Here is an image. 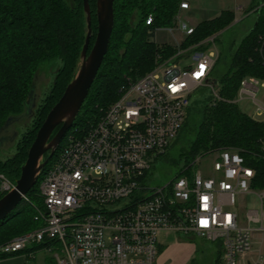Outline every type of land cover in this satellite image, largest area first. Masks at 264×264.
Listing matches in <instances>:
<instances>
[{
    "label": "built area",
    "instance_id": "built-area-1",
    "mask_svg": "<svg viewBox=\"0 0 264 264\" xmlns=\"http://www.w3.org/2000/svg\"><path fill=\"white\" fill-rule=\"evenodd\" d=\"M176 26L185 36L194 29ZM214 37L158 60L121 87L85 132L67 138L40 180L41 204L32 205L40 226L5 241L0 254L35 245L24 255L42 250L55 264H153L157 234L165 230L218 242L221 264H264V189L250 187L254 171L237 151L213 152L212 176L182 171L162 186L145 183L180 130L192 92L210 86L213 101L221 99L210 77L218 57ZM263 82L243 77L234 100L248 99L257 120H264L256 97ZM13 186L0 174V191Z\"/></svg>",
    "mask_w": 264,
    "mask_h": 264
},
{
    "label": "trees",
    "instance_id": "trees-1",
    "mask_svg": "<svg viewBox=\"0 0 264 264\" xmlns=\"http://www.w3.org/2000/svg\"><path fill=\"white\" fill-rule=\"evenodd\" d=\"M181 1L185 0H114V24L108 48L93 84L72 126L65 132L54 153L50 157L49 151L43 154L42 160L47 159V163L37 179L40 177L41 180L67 138L85 132L89 124L97 120L103 110L118 98L119 89L128 81L137 80L150 71L158 60L173 56L178 48L215 34L214 40L217 42V33L235 19L233 10H222L215 17L197 23L193 32L178 46L166 43L157 45L150 41L149 36L153 35L155 28L173 24ZM253 1L248 9L256 12L254 23L232 51L226 70L218 79H214L221 99L213 101L212 96H209L199 106H195L201 108V119L188 147L172 159V162L179 164L176 174L182 171L191 174L192 165L198 157L230 149L237 151L244 163L253 169L250 187L264 189V120L253 119L242 112L234 101L243 77L253 76L264 81V0H258L256 4ZM88 3L92 31L89 51L95 38L97 21L95 0H88ZM148 15L152 16L150 24L145 22ZM133 16L137 17L135 23H131ZM86 31L82 0H71V3L66 0H0V126L8 116L23 113L24 100L40 64L55 58L61 63L55 71L49 91L37 103L28 127L16 142L14 153L0 160V174L13 184L20 175V167L36 131L74 76ZM195 107L189 104L180 130L162 155L168 153L169 148L176 143ZM37 182L27 192V200L22 199V203L41 204L40 182ZM4 193L0 191V197ZM39 226L40 222L34 219V210L18 209L0 220V245ZM217 245L216 263L221 253L220 244ZM38 247L30 246L14 254ZM14 254H0V259ZM47 261L55 264L51 257Z\"/></svg>",
    "mask_w": 264,
    "mask_h": 264
},
{
    "label": "rangeland",
    "instance_id": "rangeland-1",
    "mask_svg": "<svg viewBox=\"0 0 264 264\" xmlns=\"http://www.w3.org/2000/svg\"><path fill=\"white\" fill-rule=\"evenodd\" d=\"M66 1L71 3V0ZM187 1L190 7L185 10L179 8L177 14L175 15L173 24L170 27L160 26L155 28L153 35L149 36V40L156 43L157 45L168 43L170 45L178 46L184 41L186 37L183 34L182 29L176 26L178 23L184 22L187 26H195L199 21L214 17L222 9L233 10L236 18L229 26L217 33L218 41L215 42L217 50L220 52V56L218 57V62L213 67L210 77L211 79H218L220 75L226 70V65L228 64L232 51L235 49L241 38L247 34L254 23L256 12L254 9H248L250 2L253 0ZM256 3H258V0L253 1V4ZM136 21L137 17L133 16L131 23H135ZM60 64V60L57 58L44 61L40 64L38 69L40 75L38 83L36 82L37 79H35V86L38 84V87L36 88V93L38 95L37 103H40L42 98L49 91L54 79L55 71L58 69ZM181 65H184V63ZM212 91L213 88L210 86H202L195 89L191 94L190 105L192 107L199 106L202 101H205L209 96L212 95ZM215 91L218 93L219 89H215ZM263 92L264 88H259L256 97L260 99ZM236 103L242 112L249 116H253L254 107L248 99L245 97L238 98ZM200 112L201 108L199 107H195L193 110H191V113L187 118V125L180 132L176 143L169 148L168 153L156 159L151 168L147 171L145 183L148 187L154 188L157 186H162L175 177L179 168V164L172 162V159L176 158L180 151L186 149L190 141L193 139L195 130L201 119ZM257 119L260 118L258 117ZM29 123L30 119H27V116H25L20 121L13 122L10 125V128L13 129L14 135L5 146L0 147V160L7 158L14 153L16 142L19 140L24 130L28 127ZM213 159V153H208L198 157L192 165V172L199 171L204 177L212 176L214 174L211 169V163ZM37 180V183H39L40 177ZM248 201H254V197L251 196ZM33 203L36 202L34 201ZM18 209L33 210V206L32 204L22 203L21 201L12 212L17 211ZM166 233L170 236V239L174 238L173 240L176 241L174 249L178 251V256L181 257L183 253L187 255L189 252H191L189 255H187L188 264H221L220 262L216 263L218 242L196 235H185L183 233H177L174 231H166ZM158 236L159 233L157 234V237ZM20 256L25 258V264H40L41 261L39 260L43 256L44 258H48L49 253L39 250L35 252L32 257H28L24 255V253L14 254L7 258L0 259V264H23L17 263V261L21 259ZM15 258L19 260L11 261L16 260ZM45 262L46 264H51L47 260Z\"/></svg>",
    "mask_w": 264,
    "mask_h": 264
},
{
    "label": "water",
    "instance_id": "water-1",
    "mask_svg": "<svg viewBox=\"0 0 264 264\" xmlns=\"http://www.w3.org/2000/svg\"><path fill=\"white\" fill-rule=\"evenodd\" d=\"M82 1L87 31L80 51L77 69L73 78L67 83L61 96L47 112L42 124L36 131L35 137L27 150L26 159L20 167V175L13 188L0 197V220L6 218L22 201L23 196L33 187L40 170L47 163V159L42 160L43 154L49 151L48 157H50L65 132L72 126L107 51L114 24V0H95L97 27L89 51L88 46L92 32L91 13L88 0ZM34 87L35 78L24 100L23 113L18 116H8L0 126V144L3 140V132L9 125L20 121L25 116H27V119L32 117L38 98L34 95ZM57 126L59 128L53 133Z\"/></svg>",
    "mask_w": 264,
    "mask_h": 264
},
{
    "label": "crops",
    "instance_id": "crops-1",
    "mask_svg": "<svg viewBox=\"0 0 264 264\" xmlns=\"http://www.w3.org/2000/svg\"><path fill=\"white\" fill-rule=\"evenodd\" d=\"M185 1H187V0H185ZM188 2V1H187ZM190 7V5H189V3H188V8ZM187 8V9H188ZM240 8V7H239ZM180 9H184L185 10V8H180ZM222 10H227V9H222ZM221 10V11H222ZM220 13V12H219ZM218 13V14H219ZM217 14V15H218ZM216 16V15H215ZM214 16V17H215ZM213 18V17H212ZM236 18V17H235ZM210 19V18H209ZM204 20H206V19H204ZM200 22V21H199ZM198 22V23H199ZM197 24V23H196ZM168 44V43H167ZM39 78H40V75H39V72H37V74H36V77H35V79H37L36 80V82L38 83V80H39ZM38 87V84H37V86H35L34 87V95H35V97L37 98L38 97V95H37V88ZM261 88V87H260ZM262 88H264V82H263V86H262ZM259 100H261L263 103H264V92L261 94V97H260V99ZM11 130L13 131V129L11 128ZM4 133V132H3ZM2 135V134H1ZM9 141L8 140H6L5 138L2 140V143L0 144V147H2V146H5L7 143H8ZM174 238H171L170 239V236L166 233V231L165 230H162V231H160L159 232V236H158V253H157V256H156V259H155V262L153 263V264H188V262H187V255H189L191 252H189L187 255L186 254H182V256L180 257V256H178V251L177 250H175L174 249V245H175V243H176V241H174L173 240ZM25 253V252H24ZM178 253V254H177ZM21 257V259L19 260V259H16V260H11V261H17V260H19V261H17V263H23V264H25L26 262L24 261V257L23 256H20ZM51 257V255L49 254V258ZM52 258V257H51ZM10 259H14V258H10ZM47 260V258L45 257L44 258V256L39 260V261H41V263L40 264H46V261Z\"/></svg>",
    "mask_w": 264,
    "mask_h": 264
},
{
    "label": "flooded vegetation",
    "instance_id": "flooded-vegetation-1",
    "mask_svg": "<svg viewBox=\"0 0 264 264\" xmlns=\"http://www.w3.org/2000/svg\"><path fill=\"white\" fill-rule=\"evenodd\" d=\"M3 138L2 139H6L8 141L11 140L12 136L14 135V132L11 130L10 125L5 129L4 133H3Z\"/></svg>",
    "mask_w": 264,
    "mask_h": 264
}]
</instances>
